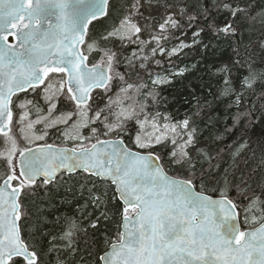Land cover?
Segmentation results:
<instances>
[{"label":"snow or ice","instance_id":"6c2138e0","mask_svg":"<svg viewBox=\"0 0 264 264\" xmlns=\"http://www.w3.org/2000/svg\"><path fill=\"white\" fill-rule=\"evenodd\" d=\"M197 45L230 52L174 115ZM262 66L264 0H0V264H264ZM65 185L84 248L29 208Z\"/></svg>","mask_w":264,"mask_h":264},{"label":"trees","instance_id":"16d2710c","mask_svg":"<svg viewBox=\"0 0 264 264\" xmlns=\"http://www.w3.org/2000/svg\"><path fill=\"white\" fill-rule=\"evenodd\" d=\"M195 2V0H191ZM260 35L259 32H256L252 35H249L248 32L244 33L243 42L248 44L251 40L252 43H255L257 37ZM187 39L191 40V34ZM225 48L226 46H221ZM230 52V50H228ZM228 52H222L217 50L215 54L212 51L205 52L200 46H195L185 50V54L180 58H173L175 60L176 67H185L187 66L188 70L184 73L183 76L176 78L175 83L172 85L164 86L161 89L162 96L167 98V110L174 115H183L184 110L188 107L184 103L185 99H190V93L195 89L197 94H208V88L213 87L214 90V77L210 73L209 69L212 66L213 62L220 59H226ZM257 65H260V52L256 51ZM264 67V66H262ZM251 154H249L250 156ZM259 153L257 154V158ZM241 166H243V161H241ZM70 185H65L63 187H53L52 191L48 194H38L29 201V208L32 210L33 214H37L38 211L43 212L47 217L48 224L47 227L50 230H53L55 233H59V228L54 227V221L57 216H70L75 214V218L80 222L82 229L86 230L81 231L80 236V247L84 248L86 240H93L94 238H99V233L96 230L92 229L89 226L90 217L87 215H81L77 212V205H83L84 199L80 198L77 195L73 198L72 193L67 191V188ZM78 191V186H77ZM63 200L69 201L68 203H62ZM87 212L92 213L94 218L96 215H99V211L89 207ZM103 231V228H101ZM47 264V258H46ZM53 264H55V257H53Z\"/></svg>","mask_w":264,"mask_h":264},{"label":"rangeland","instance_id":"374dc122","mask_svg":"<svg viewBox=\"0 0 264 264\" xmlns=\"http://www.w3.org/2000/svg\"><path fill=\"white\" fill-rule=\"evenodd\" d=\"M112 2L114 5H118L121 2V0H112Z\"/></svg>","mask_w":264,"mask_h":264},{"label":"flooded vegetation","instance_id":"af4514ba","mask_svg":"<svg viewBox=\"0 0 264 264\" xmlns=\"http://www.w3.org/2000/svg\"><path fill=\"white\" fill-rule=\"evenodd\" d=\"M57 143H59V141H57Z\"/></svg>","mask_w":264,"mask_h":264},{"label":"water","instance_id":"95a60500","mask_svg":"<svg viewBox=\"0 0 264 264\" xmlns=\"http://www.w3.org/2000/svg\"><path fill=\"white\" fill-rule=\"evenodd\" d=\"M10 40H11V37H10Z\"/></svg>","mask_w":264,"mask_h":264}]
</instances>
